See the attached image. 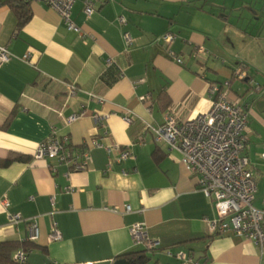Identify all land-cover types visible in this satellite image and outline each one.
Listing matches in <instances>:
<instances>
[{
	"label": "crops",
	"instance_id": "1",
	"mask_svg": "<svg viewBox=\"0 0 264 264\" xmlns=\"http://www.w3.org/2000/svg\"><path fill=\"white\" fill-rule=\"evenodd\" d=\"M7 1L0 0V46L14 58L0 67V160L30 161L0 168V242L29 241V221L36 219L39 239L26 264H114L142 250L130 229L144 223L161 247L148 254L147 264H178L166 250L186 251L194 264H264V252L252 241L209 235L204 219L217 217L212 201L199 191L180 154L156 143L146 129L161 126L170 110L184 118L207 112L209 86L229 81L235 93L229 91V100L240 102L248 117L247 156L257 178L255 206L262 208L264 0H96L90 17L77 0L72 18L86 43L43 2H31L32 18L18 31ZM168 32L176 36L171 46L159 40ZM126 33L134 40L130 48ZM27 54L32 65L21 60ZM240 64L247 67L241 83L233 77ZM113 71L120 76L107 85L104 76ZM47 77L80 90L67 97L66 87ZM74 115L80 117L67 124ZM97 115L106 118L98 123ZM53 129L68 138L73 152H90L86 170L35 158ZM95 141L128 148L132 157L117 163L120 154H109ZM126 206L132 211L124 214ZM10 215L22 220L12 225ZM54 225L61 240L50 237Z\"/></svg>",
	"mask_w": 264,
	"mask_h": 264
},
{
	"label": "built area",
	"instance_id": "2",
	"mask_svg": "<svg viewBox=\"0 0 264 264\" xmlns=\"http://www.w3.org/2000/svg\"><path fill=\"white\" fill-rule=\"evenodd\" d=\"M30 2H43L51 9L56 11L61 17L69 31L77 33L87 42L85 34L81 28L76 25L72 18L73 7L77 0H27ZM83 12L90 17L96 12V0H83ZM121 25L126 24L124 17L119 18ZM176 36L168 32L159 38L167 46H171ZM126 48H130L134 42L132 37L124 34ZM197 52H203V48H197ZM171 59L182 65L183 60L169 52ZM14 55L6 46H0V67L11 61ZM21 60L31 64V55H24ZM108 67H112L111 61ZM247 67L244 64L238 65L233 71V77L240 80L247 78ZM51 83H60L66 87L67 97H74L79 92L75 84L64 83L62 81L46 78ZM142 82V81H141ZM227 84H211L209 86V97L211 108L192 118H184L179 113L170 110L161 126L153 127L147 125L146 129L150 131L156 143L166 144L169 151L180 154V163L192 176L197 179L198 188L204 196L211 200L216 210L217 217L213 220L204 219L208 228V233L212 237L233 234L241 236L258 245L264 252V197L262 199V208L255 206L257 193V178L255 171L247 156L248 138L247 126L248 117L244 107L240 102H232L228 98V91L225 90ZM257 88H259L257 86ZM90 99L103 103L104 99L93 93H89ZM145 101L146 98H141ZM80 115H74L67 119V124L76 121ZM98 123L103 118L97 115ZM127 123H132L129 116L125 117ZM67 137L57 136L53 129L51 136L44 143L40 144L36 154V159H51L58 164H64L73 171H84L92 162L89 151L72 152L67 145ZM94 145L98 148H104L109 154L118 152L120 155L116 159L117 163H122L132 157L128 148L121 149L117 145H104L95 141ZM264 160V153L261 155ZM112 170L109 164L107 171ZM5 206L8 203L4 201ZM130 206H126L121 212L130 213ZM10 223L18 225L22 220L20 215H10ZM31 237L29 241L39 239V227L36 219L29 221ZM133 244L149 253L160 251L159 242L152 240L148 236L147 226L144 223H138L130 229ZM51 239L61 240L62 235L57 225H54ZM168 257L175 258L178 264H194L195 261L188 252L178 251L173 253L166 250ZM14 261L18 264H26L27 253L23 250L17 251ZM77 264H96V263H77Z\"/></svg>",
	"mask_w": 264,
	"mask_h": 264
},
{
	"label": "trees",
	"instance_id": "3",
	"mask_svg": "<svg viewBox=\"0 0 264 264\" xmlns=\"http://www.w3.org/2000/svg\"><path fill=\"white\" fill-rule=\"evenodd\" d=\"M30 1L27 0H9L5 3L11 10H13L18 18V27L17 30H21L32 18V11L30 8ZM111 69V68H109ZM107 74L104 76V82L107 85H111L114 83L118 77L120 76V73H117L113 71L112 73ZM161 101H165V95L163 94ZM170 105L167 103L165 107H169ZM67 148H69L72 152L74 151V148L69 143L67 145ZM19 161V162H29V157H18L16 160L13 159H7V160H0V168H4L9 166L12 162ZM37 246L34 244L33 241H27V242H15V241H5L0 242V264H18L14 261V254L17 251L23 250L25 253H29L30 251L36 249ZM149 252L146 250H140L138 252L133 253H127L122 255L120 258L126 259L130 261L132 264H147L149 261L148 257Z\"/></svg>",
	"mask_w": 264,
	"mask_h": 264
},
{
	"label": "rangeland",
	"instance_id": "4",
	"mask_svg": "<svg viewBox=\"0 0 264 264\" xmlns=\"http://www.w3.org/2000/svg\"><path fill=\"white\" fill-rule=\"evenodd\" d=\"M225 68H226L227 71L230 70V69L227 68V67H225ZM233 71H234V70H233ZM229 72H230V71H229ZM234 80L237 81V82H239V83H241V82H240V79H238V78H234ZM227 83H229V81H225V82H224V84H227ZM240 85H241V84H240ZM230 87H231V85H230V86H229V85H226V86H225V90H227L228 92L231 91V88H230ZM231 92L234 93V90H232ZM234 94H235V93H234ZM149 264H153V261H152L151 263H149Z\"/></svg>",
	"mask_w": 264,
	"mask_h": 264
},
{
	"label": "water",
	"instance_id": "5",
	"mask_svg": "<svg viewBox=\"0 0 264 264\" xmlns=\"http://www.w3.org/2000/svg\"><path fill=\"white\" fill-rule=\"evenodd\" d=\"M114 264H132V263L126 259L121 258V259L116 260Z\"/></svg>",
	"mask_w": 264,
	"mask_h": 264
}]
</instances>
